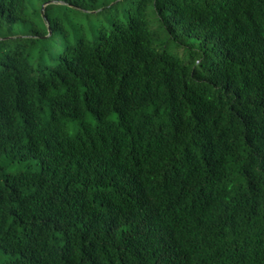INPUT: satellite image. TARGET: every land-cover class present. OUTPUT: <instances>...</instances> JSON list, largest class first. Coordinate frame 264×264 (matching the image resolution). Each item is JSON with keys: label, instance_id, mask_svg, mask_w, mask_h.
I'll use <instances>...</instances> for the list:
<instances>
[{"label": "trees", "instance_id": "16d2710c", "mask_svg": "<svg viewBox=\"0 0 264 264\" xmlns=\"http://www.w3.org/2000/svg\"><path fill=\"white\" fill-rule=\"evenodd\" d=\"M0 264H264V0H0Z\"/></svg>", "mask_w": 264, "mask_h": 264}, {"label": "rangeland", "instance_id": "374dc122", "mask_svg": "<svg viewBox=\"0 0 264 264\" xmlns=\"http://www.w3.org/2000/svg\"><path fill=\"white\" fill-rule=\"evenodd\" d=\"M74 131H75V130H73L72 128H69V129H68V132L71 133V134H73ZM13 169H14V168H13ZM13 169H11V170H13Z\"/></svg>", "mask_w": 264, "mask_h": 264}]
</instances>
